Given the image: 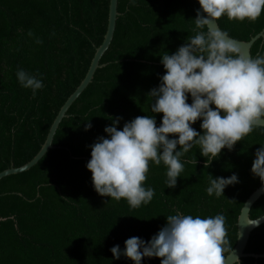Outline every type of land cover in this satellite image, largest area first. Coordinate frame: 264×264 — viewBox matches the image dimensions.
Segmentation results:
<instances>
[{
    "label": "trees",
    "instance_id": "trees-1",
    "mask_svg": "<svg viewBox=\"0 0 264 264\" xmlns=\"http://www.w3.org/2000/svg\"><path fill=\"white\" fill-rule=\"evenodd\" d=\"M109 6L110 0H0V173L24 166L40 151L104 41ZM199 7L197 0H119L114 38L100 62L104 67L61 122L55 149L28 172L0 181V264H133L123 256L113 260L109 249H123L133 236L147 242L177 210L201 217L222 213L233 250L240 211L261 186L250 169L264 144V128H255L231 151L222 149L207 169L194 146L181 157L184 170L174 189L167 188L166 166L150 162L144 185L154 196L138 208L99 196L85 167L87 146L106 136L111 118H123L120 129L136 116L154 115L159 126L162 114L151 113L147 93L164 74L161 55L195 34ZM217 22L229 37L249 42L264 29V9L254 22L226 16ZM258 54H264V39L251 49V57ZM18 68L42 80L35 96L17 82ZM88 122L92 127L85 131ZM199 123L192 125L197 131ZM209 173L214 178L236 173L239 183L227 186L224 196H209ZM262 216L264 195L250 212L252 220ZM245 253L264 254V224L251 234ZM142 264H160V258H142ZM240 264L264 259L244 258Z\"/></svg>",
    "mask_w": 264,
    "mask_h": 264
},
{
    "label": "clouds",
    "instance_id": "clouds-1",
    "mask_svg": "<svg viewBox=\"0 0 264 264\" xmlns=\"http://www.w3.org/2000/svg\"><path fill=\"white\" fill-rule=\"evenodd\" d=\"M197 2L195 34L172 54L161 55L164 74L147 93L151 113L162 114L159 126L154 115H143L118 129L123 118L116 116L105 126L106 136H98L87 146L90 159L85 167L101 197L124 199L132 208L147 205L154 196L153 188L144 185L150 162L166 166L167 188L174 189L184 170L181 157L194 146H199L207 169L222 149L231 151L255 128L264 127V54L255 58L242 54L226 32L210 26L222 16L254 22L264 9V0ZM15 76L33 96L43 87L38 74L18 68ZM197 121L200 131L192 127ZM91 127L85 123L84 130ZM250 172L264 190V144L255 150ZM237 183L236 173L215 178L209 173L205 191L220 197L227 186ZM165 218L166 223L147 242L133 236L124 241L123 249L112 246L113 260L123 256L142 264V258L155 257L160 264H224L232 254L222 213L201 217L177 210ZM259 220L249 224L258 226Z\"/></svg>",
    "mask_w": 264,
    "mask_h": 264
},
{
    "label": "water",
    "instance_id": "water-1",
    "mask_svg": "<svg viewBox=\"0 0 264 264\" xmlns=\"http://www.w3.org/2000/svg\"><path fill=\"white\" fill-rule=\"evenodd\" d=\"M118 2L119 0H110L108 26H107L106 34L104 36V41L102 45L99 48H97L95 55L92 59L90 68L85 78L83 79L81 84L78 86V88L75 90V92L67 99L64 105L61 107L59 113L57 114L48 132L47 138L44 144L42 145L40 151L30 162H28L24 166H21L18 168L11 167L1 172L0 181L9 176L28 172L43 159V157L47 154L49 150L55 149V147L53 146V141H54V137L56 135L57 130L59 129L61 122L67 117V113L69 109L72 107V105L79 99V97L83 94V92L92 83L97 70L104 67V65H101L100 62L103 56L105 55V53L108 51L113 41V38H114L117 20L119 17ZM210 26L221 30L217 20L213 21ZM229 38L232 39L240 47L242 54L251 56V49L253 45L258 40L264 39V29L257 36L252 38L249 42L238 41L231 37ZM261 128H264V127H261ZM263 195H264V190H262V187L260 186L256 191H254L250 195V197L244 203L240 211V215L238 217V222H237V231H238L237 242H236L235 247L232 250V254L228 257H225L224 264H240L241 260L244 258H253L256 260L264 259V254L256 255V254L245 253V250H246L251 234L254 232V230H256L257 228H259L261 225L264 224V216L260 217L258 226L249 224L257 220V219L252 220L250 218V212L254 204ZM1 221H4V219L0 218V222Z\"/></svg>",
    "mask_w": 264,
    "mask_h": 264
}]
</instances>
